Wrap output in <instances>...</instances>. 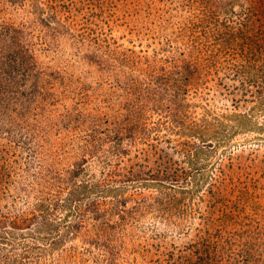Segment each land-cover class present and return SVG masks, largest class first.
Here are the masks:
<instances>
[{
	"label": "rangeland",
	"instance_id": "1",
	"mask_svg": "<svg viewBox=\"0 0 264 264\" xmlns=\"http://www.w3.org/2000/svg\"><path fill=\"white\" fill-rule=\"evenodd\" d=\"M220 1L228 8L209 10L202 0H24L5 8L7 18L31 26L39 64L66 77L59 111L118 107V81L136 77L146 87L162 68L187 56L197 61L200 75L183 96L182 128L202 125L221 132L204 144L190 130L160 124V115L147 109L145 121L157 126L148 144L140 137L125 147L134 161H144L145 152L152 155V145L172 147L175 165L195 170L182 183L187 189L177 193L183 212L162 217L131 199L135 217L121 225L118 215L110 216L115 258L79 238L64 245L71 264H264V86L233 92L244 83L235 75L244 51H253L256 65L264 66V0ZM218 23L243 28L246 40H227ZM99 60L112 71H100ZM104 153L108 163L98 157L90 162L96 178L114 169L110 160H118L110 147ZM23 157L14 142L0 137V264H54L49 255L40 258L26 250L27 243L2 232L9 227L4 217L26 207L18 189L27 178L25 164L18 167Z\"/></svg>",
	"mask_w": 264,
	"mask_h": 264
},
{
	"label": "trees",
	"instance_id": "2",
	"mask_svg": "<svg viewBox=\"0 0 264 264\" xmlns=\"http://www.w3.org/2000/svg\"><path fill=\"white\" fill-rule=\"evenodd\" d=\"M202 1L209 10L228 8L220 0ZM23 2L0 0V137L15 143L24 155L18 167L25 164L27 173L18 187L27 198L26 207L14 217H4L2 221L9 227L2 232L27 243L26 250L40 258L49 255L54 264H71L72 254L64 245L79 238L91 247L105 248L113 260L117 252L110 238L115 233L110 216L118 215L121 225L135 217L137 209L128 206L131 199L139 202L138 207L154 208L162 217L181 214L177 193L187 189L182 183H189L195 173L175 165L169 155L172 147L152 145L154 153L145 152L144 161L132 159L125 144L140 137L148 144L157 127H149L145 111L160 115V124L170 123L174 130H190L204 144L221 136L220 131H205L202 125L182 128L183 96L200 75L199 64L187 56L176 60L171 69L162 68L154 75L146 87L136 77L118 81L122 90L118 107L104 109L95 104L88 111L83 107L59 111L58 95L66 77L39 64L31 26L4 15L6 7ZM218 26L225 27L221 33H226L227 40H246L243 28L231 30L227 23ZM251 52H243L244 61L235 75L244 83L234 86V93L264 86V66L256 65ZM95 64L104 73L112 71L107 61ZM221 129L228 131L224 126ZM107 146L118 160H110L114 169L101 171L96 178L90 162L98 157L108 163L106 153L101 154ZM152 158L153 164L148 165ZM187 158L190 162L191 157ZM149 190L153 192L146 194ZM201 245L209 248L204 241ZM197 257L202 262V255ZM247 257L252 258L251 253Z\"/></svg>",
	"mask_w": 264,
	"mask_h": 264
}]
</instances>
